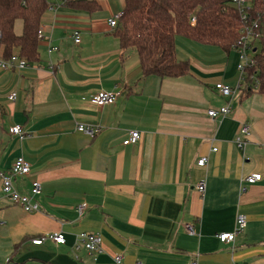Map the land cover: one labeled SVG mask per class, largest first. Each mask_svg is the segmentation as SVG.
<instances>
[{
    "label": "crops",
    "instance_id": "obj_1",
    "mask_svg": "<svg viewBox=\"0 0 264 264\" xmlns=\"http://www.w3.org/2000/svg\"><path fill=\"white\" fill-rule=\"evenodd\" d=\"M125 1L52 0L41 17L40 60L0 68V170L23 156L30 172L15 187L26 193L38 181L42 189L40 210L27 212L0 182V262L116 264L122 253L121 264H264V94L243 91L233 47L183 36L176 37V55L188 73L142 78L136 49L122 48L109 24ZM15 31L22 34L21 20ZM51 46L57 49L49 52ZM219 82L240 86L224 97ZM100 90L122 94L99 106L92 99ZM224 105L231 108L225 117L208 115ZM244 123L251 135L240 149L235 141ZM80 124L100 132L91 137ZM15 125L24 137L11 133ZM132 130L141 133L138 143L124 145ZM202 156L204 167L197 164ZM253 173L262 179L242 182ZM82 202L88 208L80 216ZM241 213L246 228L222 242L217 235L233 231ZM83 231L102 236L101 252L77 248ZM52 232H62L65 243L32 242Z\"/></svg>",
    "mask_w": 264,
    "mask_h": 264
},
{
    "label": "trees",
    "instance_id": "obj_2",
    "mask_svg": "<svg viewBox=\"0 0 264 264\" xmlns=\"http://www.w3.org/2000/svg\"><path fill=\"white\" fill-rule=\"evenodd\" d=\"M78 0L64 2L75 4ZM229 0H126L115 34L122 48H135L142 78H178L189 71L188 63L176 55V37L183 36L204 44L231 50L240 36L244 21ZM52 0H0V53L9 59L14 52L30 62L40 60L38 30L42 15ZM252 15L258 20L259 39L255 42V66L248 68L243 91L264 94V1L255 0ZM192 16L196 23H191ZM23 22L18 35L15 25ZM40 237V236H39Z\"/></svg>",
    "mask_w": 264,
    "mask_h": 264
},
{
    "label": "built area",
    "instance_id": "obj_3",
    "mask_svg": "<svg viewBox=\"0 0 264 264\" xmlns=\"http://www.w3.org/2000/svg\"><path fill=\"white\" fill-rule=\"evenodd\" d=\"M64 3L66 0H61ZM264 1V0H263ZM228 6L232 7L239 11L242 20L244 21V25L240 28V36L237 39V42L233 45V48L237 51L238 56L240 58V62L237 67L240 72L239 83L244 82L245 76L247 73V69L255 66L256 59L254 56L255 42L259 39L258 33V20L254 18L252 15L253 11H255V0H229ZM122 13H119L113 16L109 20V24L112 27H117L119 24V20L121 18ZM191 23H196V17L192 16ZM38 38L43 39V29L39 28L38 30ZM75 42H80L79 32L75 31L74 33ZM57 47L51 46L49 48V52L56 50ZM29 66V61L26 57L20 56L18 52H14L9 59H5L0 53V68L2 69H25ZM53 67V66H52ZM260 82L257 78H254V89H258ZM240 85L237 87H233L223 82H219L215 84L216 91L224 97H232L238 90ZM122 94L120 90H100L93 96V102L99 106H103L105 104L114 103L118 97ZM17 97V92H12L9 95V99L13 100ZM231 111L229 105H224L219 108H210L207 113L213 119L217 117H225ZM78 130L81 132H85L91 137H94L96 134L100 132L99 126L78 125ZM11 133L14 135H18L20 137H24V132L20 125H15L11 128ZM251 135V127L249 124L244 123L239 131V134L236 137V145L240 149H244L247 143L249 142V136ZM141 133L138 130H132L129 133L128 138L123 141L124 145H136L140 139ZM214 151L216 148L213 149ZM208 163V157L202 156L198 159V166L204 167ZM30 172V163L23 157L20 156L12 163L11 167L8 170H0V182L3 194L10 199L14 204L20 205L27 212H34L40 210V204L38 202V195L41 193V185L38 181H34L32 183V188L29 192L22 193L18 191V189L14 185V181L17 177H22ZM262 179L261 173H253L245 177L242 182L243 183H255ZM197 189L203 195L206 191V182L200 181L197 185ZM245 189V187L243 188ZM88 208V204L86 202H82L78 205L77 211L80 216H82ZM247 226V219L244 214H238L236 217V225L233 231L231 232H222L217 236L222 242H233L237 234L243 231ZM187 229L190 235H195V231L193 230L191 225H187ZM46 239H50L59 244L65 243V236L62 232H52L48 234L41 235L40 237H36L32 239L34 244H42ZM79 244H77V248L83 246L90 253L101 252L102 249V236L97 232H89L83 231L78 235ZM114 261L116 264H121L123 261V254L116 253L114 255ZM0 264H6L5 262H0ZM138 264H142L138 262ZM186 264H198L197 259H193Z\"/></svg>",
    "mask_w": 264,
    "mask_h": 264
},
{
    "label": "water",
    "instance_id": "obj_4",
    "mask_svg": "<svg viewBox=\"0 0 264 264\" xmlns=\"http://www.w3.org/2000/svg\"><path fill=\"white\" fill-rule=\"evenodd\" d=\"M254 50H256V49H254Z\"/></svg>",
    "mask_w": 264,
    "mask_h": 264
}]
</instances>
